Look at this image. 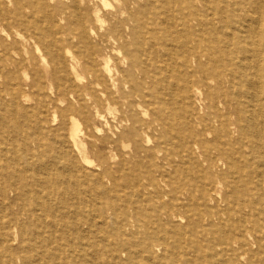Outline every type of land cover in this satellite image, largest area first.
<instances>
[{
  "label": "bare ground",
  "instance_id": "bare-ground-1",
  "mask_svg": "<svg viewBox=\"0 0 264 264\" xmlns=\"http://www.w3.org/2000/svg\"><path fill=\"white\" fill-rule=\"evenodd\" d=\"M157 1H0V17H7L4 9L12 10L15 21L26 27L14 35L0 28L7 60L0 73L8 71L12 78L21 66L32 72L36 50L44 70L51 68L50 81L60 95L76 97L77 105L68 103L63 111L70 123L67 133L64 114L49 131L56 136L54 142L68 145L82 164L70 163L64 169L85 173L88 182L108 184L112 192L128 183L154 195L155 204L169 205L171 210L162 207L155 216L156 222L164 216L171 224L157 235L159 240L172 231H185L193 240L211 235L209 249L216 254L205 255L203 264H264V0H170L163 18ZM161 30L165 36H160ZM17 51L21 59H15ZM164 70L170 79V113L156 84ZM181 76L184 84L179 89ZM25 80L23 101L37 98L34 108L20 106L17 95L10 94L14 89L5 87L15 109L39 129L42 83L37 74L29 80L26 71ZM181 91L187 94L186 125L178 114ZM117 104L122 110L111 119ZM79 117H85L87 127ZM88 127L99 135L92 146H106L113 163L102 160L99 150L97 164L89 158ZM128 141L135 144L137 157L147 159L143 171L125 159L115 163V146L126 148ZM152 141L153 147H148ZM182 169L188 174L187 185L177 195L180 188L172 177ZM245 170L253 177L250 182ZM196 196L202 202L200 212ZM181 200L194 216L184 227L183 214L172 213ZM44 209L51 212L50 207ZM20 225L26 227L19 218L8 221L0 227V238H16ZM190 244L198 253L204 248L198 241ZM11 258L9 263L24 264L20 256Z\"/></svg>",
  "mask_w": 264,
  "mask_h": 264
},
{
  "label": "rangeland",
  "instance_id": "rangeland-1",
  "mask_svg": "<svg viewBox=\"0 0 264 264\" xmlns=\"http://www.w3.org/2000/svg\"><path fill=\"white\" fill-rule=\"evenodd\" d=\"M0 1L4 4V0ZM157 4L160 5L159 11L163 13V18L166 8L170 6V0H158ZM4 10L7 17H0V28H5V32L11 35L16 31L25 32L26 27L15 21L14 11ZM165 35V31L161 30L160 36ZM1 37L3 36L0 35ZM42 50L47 52L45 47H42ZM2 51H5V48L0 41V65H5L7 60ZM19 51L24 55L23 49ZM19 51L15 59L22 58ZM34 56L37 60L32 72L21 66L15 70V76L12 78L7 77L8 71L0 73V227L10 220L16 222L18 218L26 226H19L22 231L16 238L13 235H8L4 241L0 238V261L3 264H13L9 263L11 256H20L24 264H203L205 255L210 257L216 254L214 250L209 249L211 235L207 238L198 236L193 240L185 231L179 235L172 231L166 239L159 240L157 235L162 233L164 227L170 230L171 224L164 216L162 222H156L155 216L158 209L171 208L169 205L155 204L154 195L142 192V189H136L128 183H123L116 192H112L108 184L103 187L97 182H88L85 180V173L75 175L64 169L70 163H76L80 167L82 164L68 145L54 142L56 136L49 131L63 121L61 114H64L68 103L77 105L76 97L67 95L63 98L57 85L50 81L51 68L44 70L36 50ZM24 59L26 60L25 57ZM159 65L162 69L166 67L165 64ZM25 71L29 80L37 74L42 83L39 98L43 105L39 107V117L43 120V125L39 129L32 126L24 113L15 109L11 103V95H8L10 91L5 87V84H10L14 89L10 94L17 95L20 106L26 110L36 107L37 98L33 97L29 102L23 101L22 96L27 92ZM157 78L156 84L162 92L163 107L170 113L172 110L168 73L164 70ZM148 82L151 83L150 79ZM179 84L180 89L184 84L183 76L180 77ZM78 86L82 87L79 84ZM83 94L85 93L82 92L81 95ZM186 95L184 91L180 92L181 103L178 111L181 122L185 125V117L188 115L184 103ZM195 99L194 96V101ZM112 108L114 111L111 119L116 114L120 115L122 110L118 104ZM102 112H107L104 107ZM64 119L66 126L63 132L67 133L70 123L66 115ZM79 119L83 127L88 126L85 117ZM95 124L99 127L102 125L98 121ZM88 133L92 135L91 139H87L89 158L97 164L100 158L96 151L99 150L102 160L113 163L109 159L106 146H92L99 137L94 128L88 127ZM135 147L131 141L127 142L126 148H122L120 144L116 145L118 159L115 163H118L120 158L125 159L139 167L138 172L143 171L148 166V161L145 156L137 157ZM148 147H153V141ZM67 152L70 156L66 155ZM176 161L180 162L179 159ZM261 164L264 170V162ZM195 165L198 166L199 163L195 161ZM14 172L16 173L13 174ZM126 172H130L128 166ZM245 172L246 175L249 174L248 170ZM187 175V171L183 169L182 173L179 171V174H173V183L180 188L177 195L186 187ZM251 178V175L246 177L248 182ZM195 179H199L197 172ZM227 181L231 182V178ZM196 199V212H200L202 202L200 204L198 196ZM186 204L185 200H181L177 207L172 209V213L183 214V227L194 218L190 211L187 212ZM44 207H50L51 212H47ZM141 209L142 217L139 216ZM125 228H130L132 233ZM191 240L195 243L198 241L204 247L200 253L193 249ZM17 264H22V261L19 260Z\"/></svg>",
  "mask_w": 264,
  "mask_h": 264
}]
</instances>
